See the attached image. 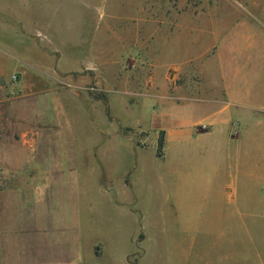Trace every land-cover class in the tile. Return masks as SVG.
I'll list each match as a JSON object with an SVG mask.
<instances>
[{
  "label": "rangeland",
  "instance_id": "374dc122",
  "mask_svg": "<svg viewBox=\"0 0 264 264\" xmlns=\"http://www.w3.org/2000/svg\"><path fill=\"white\" fill-rule=\"evenodd\" d=\"M253 3L0 0L7 59L0 140L13 145L23 166L14 173L0 163V229L1 195L14 190L24 227L49 226L35 221L40 211L29 203V180L47 176L69 187L58 207L69 214L80 208L86 264H205L208 248L223 242V217L255 173L259 156L242 151L255 135L264 150V16ZM239 35L252 39L226 38ZM228 48L234 56L224 60ZM240 49L251 57L239 59ZM226 86L231 97L219 111L228 122L213 132L197 126L195 133H211L194 138L164 134L158 157L169 121L208 118L212 106L179 97L172 109L164 93L213 97ZM240 88L248 93L243 100Z\"/></svg>",
  "mask_w": 264,
  "mask_h": 264
},
{
  "label": "crops",
  "instance_id": "0c3cea01",
  "mask_svg": "<svg viewBox=\"0 0 264 264\" xmlns=\"http://www.w3.org/2000/svg\"><path fill=\"white\" fill-rule=\"evenodd\" d=\"M253 2V5L250 7L255 12L261 13V16H264V0H253ZM248 8L246 7V10ZM239 17L240 21L238 24L243 25V32L241 33L243 35L250 34L249 24L245 23L244 16L241 15ZM228 34L229 32L224 33L223 31L221 36L225 38ZM253 36H257L254 38L258 39L261 38L259 34H253ZM226 38L227 40L234 39V41L242 40L243 42L252 39L251 36L246 38L240 35L239 38L237 37L238 39L231 36ZM234 50L235 48H228L223 54V59L230 60L233 58L234 53L232 51ZM240 50L238 51V55H236L239 59L251 57L249 50ZM6 63V55L1 51L0 90L1 80L6 75ZM211 88L213 90V87ZM241 89L243 88L237 91L239 93L238 96L241 99H245L248 93H245V90L240 91ZM207 91H209V87L203 89V93ZM215 92L213 97L204 94L197 98L185 95L181 97L176 96V94L167 96L164 93L163 98L170 102L169 104H171L172 109L178 108L173 102H176L179 97L185 101L200 102V104L212 103V106L207 108V113L210 114L208 118L196 122H181L174 119L169 121L170 125L168 124V128L164 127L162 129L165 139L194 138L198 135L211 133H195L193 130L197 126L206 124L213 132L216 126L226 124L228 122L227 115L219 111V105L224 97H231L230 89L226 86L217 89ZM260 92L259 89L255 91L253 97H259ZM255 137L257 140L247 147L249 149L242 151L244 152L243 155L253 154L254 156H259V160L255 161V166L253 165L252 169H250L251 172L255 170V173L249 174V180L245 182V191H241V195H244L243 200H240L241 203H239L238 207H234L232 213L223 217L222 229L219 233L223 242L220 245L213 244L208 248L205 264H264V195L260 194L261 186L264 184V174H262L264 161L261 160L264 157V150H262L260 138L256 135ZM0 163L5 171L15 173L21 172L23 169L20 158L16 155V150L13 149V145L5 144L1 140ZM256 170L259 172L256 173ZM48 178L46 176V179L29 180L30 193L32 194L31 202L29 199V203L32 204L31 210L35 213L40 211L35 221L43 220L49 223V226L39 227V231L24 227L25 224H22V216L20 211H17V204L21 202V199L19 200L18 197L19 192L16 190L13 192L6 191L1 195L0 264H86L80 259L81 247L79 235L80 230H82L80 222H78L80 208L78 212L69 214L68 209L66 211L62 205V199H64L67 193V188L69 189L68 185H65L66 183L63 182L60 183L57 180H49ZM57 189L62 193L61 196L60 194L58 195ZM60 199L62 202L61 206L58 207L57 203H60ZM92 246L95 248L94 245Z\"/></svg>",
  "mask_w": 264,
  "mask_h": 264
},
{
  "label": "trees",
  "instance_id": "16d2710c",
  "mask_svg": "<svg viewBox=\"0 0 264 264\" xmlns=\"http://www.w3.org/2000/svg\"><path fill=\"white\" fill-rule=\"evenodd\" d=\"M164 132L161 131L158 137V141H157V156L158 157H162L163 156V147H164Z\"/></svg>",
  "mask_w": 264,
  "mask_h": 264
}]
</instances>
